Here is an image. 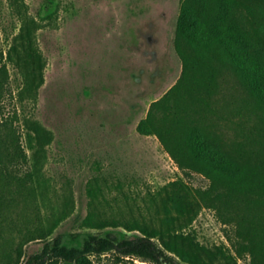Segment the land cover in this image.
<instances>
[{"label":"rangeland","instance_id":"obj_1","mask_svg":"<svg viewBox=\"0 0 264 264\" xmlns=\"http://www.w3.org/2000/svg\"><path fill=\"white\" fill-rule=\"evenodd\" d=\"M244 1L257 42L240 54L263 69L256 50L264 47V0ZM180 6L181 0H0V45L16 47L9 63L20 98L16 126L38 136L32 147L22 139L33 148L27 165L34 199L12 222L14 242L22 243L37 224L48 234L22 246L19 264L56 236L67 247H81L91 235L136 238L141 228L157 234L159 244L162 237L195 251L202 264H251L249 253L239 256L231 245L234 224L202 195L210 180L182 169L156 134L137 129L152 111L161 124L176 126L178 118V132L181 119L203 127L232 158L240 143L264 150V104L253 75L226 44L209 49L218 72L214 93L193 92L194 77L183 78L174 45ZM221 12H209L208 23L216 24ZM31 42L42 53L41 70ZM175 85L187 110L182 117L173 113L176 98L152 107ZM112 261L108 255L95 264Z\"/></svg>","mask_w":264,"mask_h":264},{"label":"trees","instance_id":"obj_2","mask_svg":"<svg viewBox=\"0 0 264 264\" xmlns=\"http://www.w3.org/2000/svg\"><path fill=\"white\" fill-rule=\"evenodd\" d=\"M181 0L174 45L183 62V78L193 76V92L205 90L214 93L218 87V72L209 57L210 46L223 42L228 46L233 59L246 73H251L261 102L264 104V67L247 64L240 51L247 53L255 46L257 35L248 29V12L251 8L244 0ZM217 23H208L209 12L218 13ZM245 10V11H243ZM231 11V12H230ZM230 12V14H229ZM4 41L9 37L4 35ZM255 41V42H253ZM31 57L40 70L43 68L42 53L30 43ZM264 58V47L256 50ZM16 54L15 45L3 48L0 45V264H19L22 246L30 240L45 238L48 234L37 224L22 234L25 239L16 244L13 220L24 217L23 210L34 199L31 183L33 173L28 170V149L23 145V136L31 147L37 134L21 132L16 126L22 117L17 103L20 98L11 86L9 63ZM248 58V55L246 56ZM180 85L172 87L152 105L157 109L171 97L176 98L173 113L177 117L187 110L177 99ZM176 126L157 121L152 111L138 124L140 133L156 134L182 169H191L205 175L210 185L202 192L210 207L217 210L221 219L233 223L235 239L231 245L239 256L251 255V264H264V150L251 147L249 143L236 145L234 158L226 155L219 141L211 138L203 127L189 125L181 119L182 130ZM21 127V126H20ZM37 132V131H36ZM185 139L181 142L177 135ZM173 139L174 141H170ZM23 167L26 169L20 173ZM22 172V171H21ZM14 218V219H13ZM16 218V219H15ZM142 236L118 239L112 234L91 235L81 247H67L61 236L46 242L41 251L28 257L23 264H95V259L111 255L112 264H202L197 253L186 250L161 237L159 244L146 228Z\"/></svg>","mask_w":264,"mask_h":264}]
</instances>
